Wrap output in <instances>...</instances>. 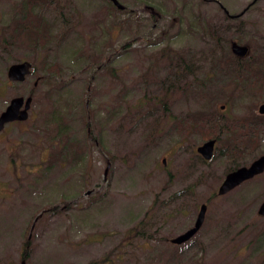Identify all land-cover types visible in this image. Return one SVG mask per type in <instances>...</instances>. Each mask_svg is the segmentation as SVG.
<instances>
[{
  "label": "rangeland",
  "instance_id": "374dc122",
  "mask_svg": "<svg viewBox=\"0 0 264 264\" xmlns=\"http://www.w3.org/2000/svg\"><path fill=\"white\" fill-rule=\"evenodd\" d=\"M116 1L122 9L52 0L71 16L70 29L36 47L13 32L31 1L0 0V114L14 97L33 99L28 119L0 132V264H264V174L208 202L232 163L264 153V127L237 158L221 141L203 163L196 148L221 131L200 134L189 121L216 109L240 124L263 102L240 97L239 80L219 81L206 92L213 101L176 89L210 78L208 25L222 43L264 56V0ZM34 12L54 35L53 9ZM175 54L194 68L166 95ZM23 61L31 74L9 82V66ZM53 64L60 78L48 73ZM203 203L201 230L173 246Z\"/></svg>",
  "mask_w": 264,
  "mask_h": 264
},
{
  "label": "trees",
  "instance_id": "16d2710c",
  "mask_svg": "<svg viewBox=\"0 0 264 264\" xmlns=\"http://www.w3.org/2000/svg\"><path fill=\"white\" fill-rule=\"evenodd\" d=\"M29 1L31 2L24 3L23 7L16 15V18H14L15 27H13V32L19 36L24 35L31 43L35 42L36 47H39L41 42L45 44L51 38H53L56 43L64 40L71 26V16L65 14L60 5L53 4L52 0ZM110 5L113 8H117L112 2ZM36 7L41 10L45 8L53 9L55 19L60 24V27L54 35H50V24H48L40 14L34 12ZM206 29L209 38L213 42L212 48H210L206 54L207 56H210L209 60L206 59V62L210 64V67H208L211 72L210 78L200 79L202 81H200L199 84H197L196 81L191 83L186 82L187 89L180 87L176 89H179L183 95H192V93L196 94L195 91H198L197 94L203 93L205 96L208 95L209 98H212L211 101H213L214 99H217L216 96L213 97L211 92L206 95V92L213 87H216L219 81L227 80L226 82H235L239 80L241 83L235 82V84L238 87L239 93L241 90L240 97L247 95L246 93H253L254 97L257 98V102L264 103V56L259 55L254 57L249 55L243 59L236 58L230 51L227 53L226 47H230L231 41L225 40L224 43L221 42L222 39L219 36V27L208 25ZM237 30L241 31L240 28ZM218 55L220 58H218ZM169 61L170 64L176 65V67H173V72L162 81V86H164L166 95L173 90L175 82H180L183 78L185 79V77L187 79V73L194 68V66H191V63L186 62L185 59L178 54H175L174 59H170ZM200 65L202 66V63ZM46 69L48 73H51L52 77L55 75L60 78L61 72L54 64L49 68L46 67ZM190 76L192 75H189V77ZM38 81L39 79H37V84ZM163 107L165 108V105ZM215 110L216 109H211V112ZM211 112H200L197 117H191V120L187 119L196 124L198 128L196 131L200 130V134H210L213 130L206 131L205 129H214L215 127L221 131L219 132L220 134L216 135L218 138L226 132L227 134L224 135L222 143L224 149L227 150L226 156L228 157L244 153L243 151L252 147L253 143L258 139L260 130L264 127V116L254 115L253 117L241 120V123L237 124L234 121L219 119L217 117V110L215 113ZM211 138H215V136ZM67 155L68 153L66 150L60 152L61 157H66ZM216 196L217 194H213L208 202Z\"/></svg>",
  "mask_w": 264,
  "mask_h": 264
},
{
  "label": "water",
  "instance_id": "95a60500",
  "mask_svg": "<svg viewBox=\"0 0 264 264\" xmlns=\"http://www.w3.org/2000/svg\"><path fill=\"white\" fill-rule=\"evenodd\" d=\"M118 9H122V6L116 0H110ZM256 1V0H255ZM230 49L234 56L238 58H245L250 54V48L247 45H239L235 41L230 43ZM32 65L28 61L15 63L9 66L7 70V79L12 83H22L31 74ZM37 82H35V86ZM32 97L18 96L9 101V104L5 110L0 114V132L4 129L5 125L12 122H24L28 119L29 110L32 104ZM258 114L264 116V103L258 106ZM215 140H208L196 149L197 154L205 161H210L213 158ZM163 163L164 160H163ZM264 172V154L254 160L249 166L240 167L230 173H228L222 180L217 188V196H224L231 192L235 188L239 187L244 182L253 179L254 177L261 175ZM207 212V205L201 204L198 210L197 217L191 228L183 232L182 234L172 238L170 243L172 245L180 246L192 238L201 230ZM257 215L264 217V200L260 204ZM20 264H26L24 260Z\"/></svg>",
  "mask_w": 264,
  "mask_h": 264
},
{
  "label": "flooded vegetation",
  "instance_id": "af4514ba",
  "mask_svg": "<svg viewBox=\"0 0 264 264\" xmlns=\"http://www.w3.org/2000/svg\"><path fill=\"white\" fill-rule=\"evenodd\" d=\"M225 14L227 15V16H229L228 14H227V12H225ZM230 18H231V16H229ZM232 42V41H231ZM230 42V43H231ZM237 43V42H236ZM239 44V43H238ZM239 45H242V44H239ZM250 48V47H249ZM229 49H230V47H229ZM230 52H231V49H230ZM232 53V52H231ZM249 56V55H248ZM248 56H246V57H248ZM236 57V56H235ZM245 57V58H246ZM236 58H238V57H236ZM239 59H243V58H239ZM37 82V81H36ZM34 86H35V83H34ZM225 108V106L224 105H222L221 107H220V110H223ZM219 113V112H218ZM259 116H261V115H259ZM219 119H225L224 117H223V115L222 114H218V116H217ZM12 123H19V122H12ZM12 123H8L7 125H9V124H12ZM6 126V125H5ZM2 132V131H1ZM227 133L226 132H224L222 135H220V137L218 138V137H216L215 136V138H212V139H209V140H215L216 142H215V145H214V152H213V157H214V155H215V152H216V146H217V143H220L223 139H224V135H226ZM208 141V140H207ZM203 144V143H202ZM201 144V145H202ZM200 146V145H199ZM198 148V147H197ZM196 148V149H197ZM218 152V151H217ZM221 152H224V151H221ZM197 153V152H196ZM264 154V153H263ZM263 154H261V155H263ZM198 155V154H197ZM260 155V156H261ZM224 157V153L223 154H220V157ZM260 156H258V157H260ZM197 157H199V159L203 162V163H209L210 161H205V160H203L199 155L197 156ZM237 158V155H233V156H230L229 158ZM257 157V158H258ZM233 158V159H234ZM257 158H255V159H253L251 162H249V163H242V164H237V163H232L233 165L228 169V172L224 175V178H225V176L228 174V173H230V172H232V171H234V170H236V169H238V168H240V167H246V166H249L254 160H256ZM230 169H232V170H230ZM264 174V172L261 174V175H258V176H256V177H254L253 179H255V178H257V177H259V176H262ZM253 179H251V180H253ZM251 180H248V181H246V182H249V181H251ZM245 183V182H244ZM243 183V184H244ZM242 185V184H241ZM240 185V186H241ZM238 188V187H237ZM236 189V188H235ZM234 189V190H235ZM234 190H232V191H234ZM231 191V192H232ZM231 192H229V193H231ZM229 193H227V194H229ZM263 202V201H262ZM261 202V203H262ZM261 218H264V217H261ZM193 239V238H192ZM191 239V240H192ZM171 240V239H170ZM170 240H169V242H170ZM190 240V241H191ZM189 242V241H188ZM187 242V243H188ZM186 244V243H185ZM184 245V244H183ZM180 246H182V245H180Z\"/></svg>",
  "mask_w": 264,
  "mask_h": 264
}]
</instances>
